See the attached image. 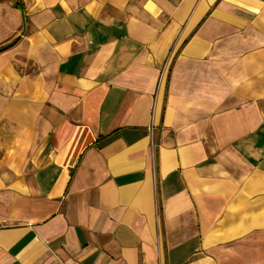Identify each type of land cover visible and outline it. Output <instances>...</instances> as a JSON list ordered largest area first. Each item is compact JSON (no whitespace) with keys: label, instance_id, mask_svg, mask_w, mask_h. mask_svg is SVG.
<instances>
[{"label":"crops","instance_id":"1","mask_svg":"<svg viewBox=\"0 0 264 264\" xmlns=\"http://www.w3.org/2000/svg\"><path fill=\"white\" fill-rule=\"evenodd\" d=\"M3 43L0 264H264V0H0Z\"/></svg>","mask_w":264,"mask_h":264},{"label":"trees","instance_id":"2","mask_svg":"<svg viewBox=\"0 0 264 264\" xmlns=\"http://www.w3.org/2000/svg\"><path fill=\"white\" fill-rule=\"evenodd\" d=\"M9 45V43H3V44H1L0 45V51L3 49V48H5L6 46H8Z\"/></svg>","mask_w":264,"mask_h":264},{"label":"built area","instance_id":"3","mask_svg":"<svg viewBox=\"0 0 264 264\" xmlns=\"http://www.w3.org/2000/svg\"><path fill=\"white\" fill-rule=\"evenodd\" d=\"M149 128H150V136H151V141H152V126H150Z\"/></svg>","mask_w":264,"mask_h":264}]
</instances>
